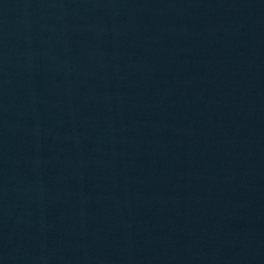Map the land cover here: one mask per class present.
<instances>
[{
  "label": "water",
  "instance_id": "obj_1",
  "mask_svg": "<svg viewBox=\"0 0 264 264\" xmlns=\"http://www.w3.org/2000/svg\"><path fill=\"white\" fill-rule=\"evenodd\" d=\"M0 264H264V0H0Z\"/></svg>",
  "mask_w": 264,
  "mask_h": 264
}]
</instances>
